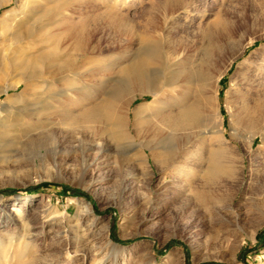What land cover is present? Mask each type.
<instances>
[{"label":"rangeland","instance_id":"obj_1","mask_svg":"<svg viewBox=\"0 0 264 264\" xmlns=\"http://www.w3.org/2000/svg\"><path fill=\"white\" fill-rule=\"evenodd\" d=\"M168 1L10 0L0 8V20L7 12L18 17L0 24V73L7 57L14 55L10 49L40 38V26L47 31L65 16L79 21L91 15L92 45H99L103 53L96 84L81 80V93L114 97L122 92L131 98L132 134L128 141L103 127L93 131L88 125L66 126L69 112L60 103L77 96L59 91L61 85L52 89L53 82H39L34 104L21 111L10 109L7 93L0 94V264H264V214L251 205L264 194L263 71L257 77L263 114L255 123H230L240 94L247 92L246 62L264 57V0H201L204 5L189 0L176 12L190 15L189 30L176 15H166ZM193 6L198 10H191ZM154 24L158 28L150 38H137ZM232 37L254 42L218 82L221 124L209 135L223 133L228 139L225 149L232 168L218 181L220 200L207 208L193 188L204 185L210 136L206 143L202 134H168L155 115L140 125L137 136L135 109L152 101L149 91L178 93L206 57L204 40H216L218 53L226 52ZM132 38H137L134 45ZM146 44L144 51L158 56L156 62L138 80L134 70L119 77L120 68L137 62ZM36 121H41L40 133L30 136ZM92 133L113 144L105 152L110 156L106 163L85 172L81 153H91L86 143ZM164 147L178 152L179 163L171 168L151 155ZM179 185L187 189L183 195L177 193ZM82 203L91 207L90 212ZM32 231L39 232V239L30 240ZM90 241L94 248L84 249Z\"/></svg>","mask_w":264,"mask_h":264},{"label":"bare ground","instance_id":"obj_2","mask_svg":"<svg viewBox=\"0 0 264 264\" xmlns=\"http://www.w3.org/2000/svg\"><path fill=\"white\" fill-rule=\"evenodd\" d=\"M7 2H10V0H0V8ZM189 3V0H169L166 3L165 13L167 16H175L179 8L186 7ZM199 4L204 5L205 3L199 0ZM197 7L193 6L191 10L196 11ZM16 17L15 13L7 12L1 17L0 24L5 25L7 22H12ZM189 17L190 15H185V13L178 14L175 20L185 21V29L189 30L190 26L187 23ZM94 20L88 14L79 21L70 16H65L47 31H43L40 26L38 33L41 37L37 40L11 48L10 50L14 51V55L7 57L0 73V94L7 93L5 102L10 109L21 111L22 107L34 104L33 99L39 95V92L36 91L39 82H53L55 86L52 89L61 85L63 87L59 91L65 93L71 91L77 96L76 99H67L66 97L64 99L67 103H60L63 111L69 112V115L63 121L66 126L88 125L93 131L96 128L103 127L108 130L111 129L113 132L116 131L114 132L116 135L129 141L132 140V134L128 129V103L131 98L126 99L122 92H117L114 97L108 94L101 97L100 95L89 96L81 93L83 86L80 81L82 80L87 85L96 84L94 77L101 67L99 59L103 53L102 48L99 45H92L91 40L90 26ZM13 27L14 23L11 28L14 29ZM157 28V24H154V29L149 30L146 28L142 30L136 34L137 38L146 40L151 37V33L155 32ZM137 38H132V45L135 44ZM230 39L226 52L220 51L218 53L217 50H221V47L217 45L216 40H204L206 41L204 43L206 44V57L202 61L201 67H198V70L193 71L188 76L181 90L178 93L171 90H166L169 91L167 93H159L157 90L149 91L153 96L152 101L135 109L137 136L140 133V125L145 122L146 118L153 117V115L157 118L158 126L168 134H174L181 130L190 133V137L202 134L204 142L209 138L207 136H210L211 140L208 139L210 141V160L203 169L204 185L193 188L196 199L207 208H211L212 204L220 200L221 196L218 193L220 188L217 187L218 181L229 175L232 168L225 149V143L228 139L223 133L216 134L215 138L209 135L213 132L217 133L221 124L220 108L217 106L218 82L228 69V65L242 54L249 44L254 42L253 39L248 41L244 38L235 39L232 37ZM49 42L51 43L49 44ZM147 47L148 45L141 46L143 55L140 53L137 62H130L120 68L119 77L128 76L134 70V79H140L141 72L146 67H151L154 59L158 57L144 51ZM18 51L19 53H17ZM246 64L248 68L244 73V77L247 92L240 94L236 112L231 113L230 123L232 125L236 123H255L258 116L263 114L262 101L258 95L261 86L257 77L260 71L264 73V57L257 63L249 61ZM243 65H245V62L240 64L239 71ZM21 86L24 88L20 92L10 93V89ZM54 92L57 91L54 90ZM141 94L143 95V93ZM40 122L32 123L34 132L29 130L30 136L34 135L35 132L40 133ZM112 144L113 141L106 142L104 138L97 136V133H92L91 137L87 138L86 143V148L91 153H86L84 150L81 153V163L84 166V171L86 172L90 168L99 170L106 163V158L110 157L105 152L109 151ZM176 153H178L176 150L172 151L164 147L153 150L151 155L157 163L171 168L179 163ZM141 157L143 161V156ZM53 162L57 171H59L60 165L56 160H53ZM186 190L181 187L177 193L183 195ZM82 205L85 212H90L91 207L87 203H82ZM251 205L254 212L258 211L260 214H264V194L259 203L253 202ZM11 218L12 216H10ZM40 236L39 232H30V240L39 239ZM85 246L84 249H93L95 245L90 241ZM171 257L176 258L177 254L172 253ZM102 262L100 264H103Z\"/></svg>","mask_w":264,"mask_h":264}]
</instances>
